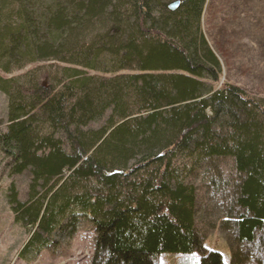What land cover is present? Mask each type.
Masks as SVG:
<instances>
[{
  "label": "trees",
  "instance_id": "16d2710c",
  "mask_svg": "<svg viewBox=\"0 0 264 264\" xmlns=\"http://www.w3.org/2000/svg\"><path fill=\"white\" fill-rule=\"evenodd\" d=\"M173 1L0 0V71L58 63L0 75L5 169L29 176L26 199L13 181L7 195L30 231L20 258L86 220L90 264H222L216 227L229 264H264V98L220 82L207 0Z\"/></svg>",
  "mask_w": 264,
  "mask_h": 264
},
{
  "label": "rangeland",
  "instance_id": "374dc122",
  "mask_svg": "<svg viewBox=\"0 0 264 264\" xmlns=\"http://www.w3.org/2000/svg\"><path fill=\"white\" fill-rule=\"evenodd\" d=\"M201 26L222 63L220 82H229L249 95L264 98V0H207ZM49 64L58 63H35L10 74L0 71V75L11 77L35 66ZM6 105V96L0 91L1 131L6 127ZM5 162L0 149V264H90L94 230L86 220H81L72 234H69V228L57 232L54 242L38 254L30 252L25 258L19 257L18 253L27 242L30 231L14 220L7 195L13 181L19 199H26L29 176L27 172L9 175ZM207 192L203 188L199 190L200 195L208 198L202 200L205 203L202 207H206L208 214L205 222L219 216L218 202ZM204 245L220 253L222 264H229L230 251L218 227L208 232ZM155 264H199V255L197 252L161 253L156 256Z\"/></svg>",
  "mask_w": 264,
  "mask_h": 264
},
{
  "label": "water",
  "instance_id": "95a60500",
  "mask_svg": "<svg viewBox=\"0 0 264 264\" xmlns=\"http://www.w3.org/2000/svg\"><path fill=\"white\" fill-rule=\"evenodd\" d=\"M178 5H179V1L176 0V1L169 3L168 7H169V9L173 10V9L177 8Z\"/></svg>",
  "mask_w": 264,
  "mask_h": 264
}]
</instances>
